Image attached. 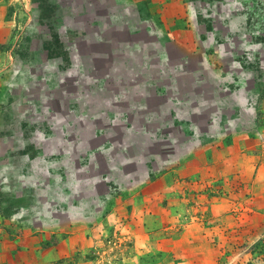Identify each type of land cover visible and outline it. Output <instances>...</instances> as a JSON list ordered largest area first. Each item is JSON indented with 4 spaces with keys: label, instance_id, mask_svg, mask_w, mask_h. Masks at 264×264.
Masks as SVG:
<instances>
[{
    "label": "rangeland",
    "instance_id": "rangeland-1",
    "mask_svg": "<svg viewBox=\"0 0 264 264\" xmlns=\"http://www.w3.org/2000/svg\"><path fill=\"white\" fill-rule=\"evenodd\" d=\"M0 264H264V0H0Z\"/></svg>",
    "mask_w": 264,
    "mask_h": 264
}]
</instances>
